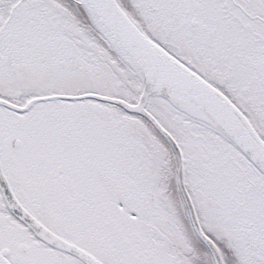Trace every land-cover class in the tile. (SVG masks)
<instances>
[{
	"label": "snow or ice",
	"instance_id": "obj_1",
	"mask_svg": "<svg viewBox=\"0 0 264 264\" xmlns=\"http://www.w3.org/2000/svg\"><path fill=\"white\" fill-rule=\"evenodd\" d=\"M0 264H264V0H0Z\"/></svg>",
	"mask_w": 264,
	"mask_h": 264
}]
</instances>
